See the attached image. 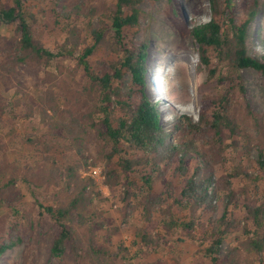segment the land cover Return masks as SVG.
Here are the masks:
<instances>
[{"label": "rangeland", "instance_id": "374dc122", "mask_svg": "<svg viewBox=\"0 0 264 264\" xmlns=\"http://www.w3.org/2000/svg\"><path fill=\"white\" fill-rule=\"evenodd\" d=\"M112 1L28 0L26 5L38 17V37L57 52L68 27L75 22V16L71 20L66 13L78 7L81 16L76 23L86 25L92 20L97 25ZM234 1L238 5L236 22L241 23L246 0ZM177 2L144 0L140 4V26L128 37L136 43L148 39L143 91L157 103L166 128L182 115L197 121L204 97H215L223 91L216 80H208L209 68L201 66L199 47L191 33L192 26L210 19L209 0ZM14 45L12 26L0 23V244L6 239H21L0 256V264H77L68 255L51 254L54 220L40 204L67 205L80 194L84 199L68 223L84 240L88 254L100 264H211L204 245L180 229L164 232L166 240L155 238L153 243L145 244L137 235L144 225L142 208L134 207L137 200L128 205L123 200L124 186L112 192L105 183L107 160L96 130L87 128L72 141L61 123L43 112L45 106L53 115L48 105L55 103L61 110L60 119H67L72 111L87 123L84 115L99 103L98 91L75 59L57 57L50 63L28 62L13 67L8 62ZM247 46L251 55L264 57V0H259L258 14L250 24ZM180 55L189 58L179 62ZM103 57L99 52L95 58ZM221 69L226 72L227 68ZM241 74L246 92H237L234 99L251 143L249 152H235L231 158L235 155L250 176L235 179L234 186L242 198L257 205L264 203V173L258 164L259 149L264 147V72L246 68ZM118 83L133 86L131 74L115 81ZM246 105H250L253 115H248ZM71 165L76 167L74 177L69 175ZM219 168L221 173L226 172L223 166ZM11 179H15L14 185ZM163 189L162 179L158 178L155 191L160 194ZM217 205L207 214L213 219L223 213L222 198ZM240 210L244 218L245 206ZM189 215V210L179 213L183 219ZM247 223L243 220L225 235L220 253L225 255L229 248H236V264H264L244 233ZM91 239L104 253L93 251Z\"/></svg>", "mask_w": 264, "mask_h": 264}, {"label": "trees", "instance_id": "16d2710c", "mask_svg": "<svg viewBox=\"0 0 264 264\" xmlns=\"http://www.w3.org/2000/svg\"><path fill=\"white\" fill-rule=\"evenodd\" d=\"M27 1L0 0V23L12 26L15 44L8 65L50 63L57 57L75 59L84 77L98 91L99 103L84 115L87 123L72 111L67 119H60L61 110L55 103L48 105L53 115L45 106L43 112L60 122L72 141L78 140L87 128L96 130L102 141V155L107 160L105 183L112 192L124 186L123 200L128 205L134 198L137 200L134 207L142 208L144 219L137 235L144 243L151 244L155 238L166 240L164 232L180 229L204 245L211 264H236L233 257L236 248H229L227 254L221 255V246L225 235L247 220L244 233L264 261V203L252 205L239 195L234 180L249 178L250 173L235 155L231 158L235 152H249L251 143L234 99L237 92L242 95L246 92L241 71L254 68L264 72V57L251 55L247 46L259 0H246L241 23L236 22L238 5L234 0H209L210 19L192 26L191 33L199 47L201 66L209 68L208 80H216L223 91L215 97H204L197 121L182 115L170 128L163 124L157 103L143 91L148 39L136 43L128 38L140 26V4L144 0H113L97 25L92 20L86 25L76 23L81 16L76 7L66 13L71 20L75 16V22L68 27L57 52L38 37L39 20L36 13L28 10ZM99 52L104 57L97 59ZM224 66L226 72L221 69ZM127 73L131 74L133 86L115 84ZM246 111L253 115L250 105H246ZM258 164L264 173V147L259 149ZM220 166L225 168V173L220 172ZM75 169L74 165L69 167L71 177L75 176ZM158 178L164 184L160 194L155 191ZM10 183L14 185L15 179ZM219 198L223 213L213 219L207 214L217 209ZM83 199L80 194L67 205L40 204L54 220L51 254L68 255L77 264H100L88 254L84 240L75 235L68 223ZM241 206H245L247 213L244 218L240 215ZM184 210L190 211L185 219L179 217ZM19 240L1 242L0 256ZM90 245L94 252L104 253L95 248L93 239Z\"/></svg>", "mask_w": 264, "mask_h": 264}, {"label": "bare ground", "instance_id": "6f19581e", "mask_svg": "<svg viewBox=\"0 0 264 264\" xmlns=\"http://www.w3.org/2000/svg\"><path fill=\"white\" fill-rule=\"evenodd\" d=\"M188 58H189L188 55H180L179 58H178V61H179V62H182V61H184V60L187 61ZM165 78H166V77H165ZM166 79H167V78H166Z\"/></svg>", "mask_w": 264, "mask_h": 264}]
</instances>
